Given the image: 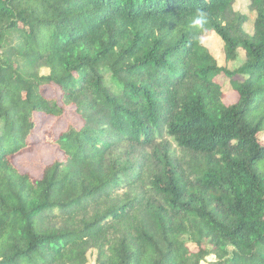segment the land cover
<instances>
[{"label": "trees", "instance_id": "trees-1", "mask_svg": "<svg viewBox=\"0 0 264 264\" xmlns=\"http://www.w3.org/2000/svg\"><path fill=\"white\" fill-rule=\"evenodd\" d=\"M236 1L0 0V264H264V0L251 33Z\"/></svg>", "mask_w": 264, "mask_h": 264}, {"label": "rangeland", "instance_id": "rangeland-1", "mask_svg": "<svg viewBox=\"0 0 264 264\" xmlns=\"http://www.w3.org/2000/svg\"><path fill=\"white\" fill-rule=\"evenodd\" d=\"M249 0H237L234 4V9L243 12L247 20L244 24V29L246 32L251 33L253 18L255 14L249 8ZM203 45L208 48L211 54L215 57L219 65L225 66L229 70H233L240 66L245 61V53L242 49H238L236 53V58L232 61H226L223 53V42L221 38L216 33H206L202 37ZM48 70L44 67L40 69L41 74H46ZM236 78H243V76H236ZM216 80L220 83L223 92H225V100L227 102H233L236 99V94L231 90L229 79L220 74L216 76ZM58 92L56 86L50 88L48 95H53ZM52 118L49 116L40 115L37 118V127L34 130L33 140L36 141V146L31 150H26L22 154L14 158L16 166L22 172H29L31 174L37 175L40 172L41 167L44 164L52 161L55 154V148L51 147L44 142L46 129L51 125ZM62 125L61 123H56V126ZM263 134H259V138H263ZM212 255L206 258V261L213 260ZM88 264H94V256L92 253L88 254Z\"/></svg>", "mask_w": 264, "mask_h": 264}, {"label": "clouds", "instance_id": "clouds-1", "mask_svg": "<svg viewBox=\"0 0 264 264\" xmlns=\"http://www.w3.org/2000/svg\"><path fill=\"white\" fill-rule=\"evenodd\" d=\"M207 23V17L203 12H199L193 19L192 25L196 28H203V26Z\"/></svg>", "mask_w": 264, "mask_h": 264}]
</instances>
